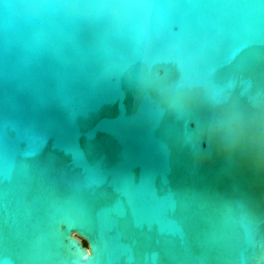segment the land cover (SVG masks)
<instances>
[{
  "label": "water",
  "instance_id": "1",
  "mask_svg": "<svg viewBox=\"0 0 264 264\" xmlns=\"http://www.w3.org/2000/svg\"><path fill=\"white\" fill-rule=\"evenodd\" d=\"M0 264H264V0H0Z\"/></svg>",
  "mask_w": 264,
  "mask_h": 264
},
{
  "label": "trees",
  "instance_id": "2",
  "mask_svg": "<svg viewBox=\"0 0 264 264\" xmlns=\"http://www.w3.org/2000/svg\"><path fill=\"white\" fill-rule=\"evenodd\" d=\"M85 244V242H83Z\"/></svg>",
  "mask_w": 264,
  "mask_h": 264
}]
</instances>
